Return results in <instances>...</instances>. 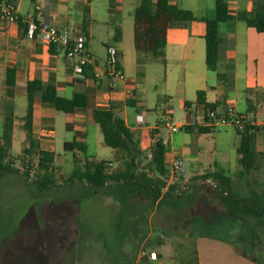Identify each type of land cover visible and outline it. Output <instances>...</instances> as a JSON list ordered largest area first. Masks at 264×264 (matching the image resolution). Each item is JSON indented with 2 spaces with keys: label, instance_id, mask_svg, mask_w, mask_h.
<instances>
[{
  "label": "crops",
  "instance_id": "obj_1",
  "mask_svg": "<svg viewBox=\"0 0 264 264\" xmlns=\"http://www.w3.org/2000/svg\"><path fill=\"white\" fill-rule=\"evenodd\" d=\"M11 1L16 4L20 15L33 14L37 20L40 19L43 10L49 9L54 16L55 27L59 32H64L70 41L80 34L84 37L86 23V50L92 59V77L85 78L74 74L64 58L63 51L46 43L42 34L30 37L17 24H4L0 19V110L3 111V115H0V146L4 144L5 118H10L13 127L10 131L9 149L16 134L14 127L16 125L24 127L26 113L21 120H17L15 111L18 103L25 99L27 112V84L38 81L43 86H53L57 95L62 98L70 99L76 93L86 96V108L77 109L72 113H62L63 150L75 155L78 150L67 151L64 144L74 142L82 145L84 162L105 161L102 159L103 156L112 153L120 163L121 153L104 144L101 129L94 121L95 111H104L111 107L118 110L121 118L123 116L125 125L133 134L135 146L147 157L144 163L150 165L149 158L156 140H161L165 146L163 158L170 172L176 162L184 163L181 175L169 177L168 184L183 185L193 177L210 174L218 169L233 179L240 170L237 154L240 133L230 125L206 126L204 123L207 117L206 104L213 106L217 116L224 114L228 107L244 116L250 125L258 128L254 148L257 153H264V33L257 32L240 20L221 23L218 27L222 39L220 62L216 72L210 71L205 63L206 24L202 18L213 16L215 0H169V4L192 12L198 20L167 28L164 62L149 61L144 53L136 51L134 26L131 50L129 46L124 47L120 41L121 35L118 42L112 37L114 45L104 44V51L99 52L103 59H99L95 55L93 43L91 0ZM255 1L226 0L228 14L234 18L240 13L250 14ZM138 2L139 0H115L114 3L118 5L115 11H121L122 4H127L133 9V16ZM130 14L129 12L128 15ZM115 31L119 29L116 28ZM108 47L116 49L119 66L126 78L125 82L116 81L113 87H109L104 70ZM8 69L14 70V86L6 85ZM217 74L232 75V83L229 85L221 82ZM198 92H203L204 104L197 102ZM40 96V92L34 93L30 131L27 132L25 128L21 130L23 144L27 143L29 136L40 150L52 153L53 167L55 171H59L54 161L57 157L55 127L59 124L60 112H57L52 104L42 102ZM160 104L164 106V115L175 125L185 126L186 129L171 133L161 126V122L152 126L146 125L147 112ZM186 104L190 107L189 110ZM173 105L182 112V120L173 121L175 109ZM129 107L140 110L136 112L134 123L131 124L128 119ZM139 117L142 118L141 125L138 124ZM221 129L225 130L223 134L220 132ZM220 144H225L236 156V165L232 172L227 167L229 163L220 159ZM215 155L220 162L214 158ZM109 164L111 171L113 164L111 162ZM147 169L155 176L151 165ZM121 170L120 164V168L114 172ZM144 170L146 171L145 168ZM139 201L144 203L142 200ZM163 213L170 214V211L165 208ZM215 213L224 214L221 211ZM154 214L155 212L151 214L150 219L155 216ZM204 215V212L196 211L192 212L191 218L207 219ZM117 218V215L114 216L115 220ZM185 222L187 223L183 228L187 227L188 220L180 223L182 225ZM138 233L132 234V237L138 238L137 247L142 248L146 244L147 252H155L157 259L149 261L139 253L133 256L130 264H189L191 260H194L193 264H259L244 257L241 254L243 249L238 245L217 235L200 234L192 237L189 231L178 232V235L174 232L177 237L171 242L169 236L160 235L163 240L158 244L157 241L151 240L153 237L155 239L159 237L157 234L154 235L152 230H146L141 237H136ZM76 234H79L78 230ZM168 245L170 248L166 252L160 249ZM190 245L192 251L189 255L185 249L187 255L185 257L181 249Z\"/></svg>",
  "mask_w": 264,
  "mask_h": 264
},
{
  "label": "trees",
  "instance_id": "obj_2",
  "mask_svg": "<svg viewBox=\"0 0 264 264\" xmlns=\"http://www.w3.org/2000/svg\"><path fill=\"white\" fill-rule=\"evenodd\" d=\"M133 17L135 49L144 53L149 61L155 62H164L165 33L168 27L198 20L192 12L169 4V0H155V2L139 0ZM202 20L206 24L205 63L210 71L216 72L222 44L219 25L231 20H240L257 32L264 33V0H256L250 14L240 13L236 18L228 14L226 0H215L213 16L203 17ZM20 27L27 32L25 24ZM84 37L86 46V23H84ZM119 38L120 32L115 31L113 40L118 42ZM82 76L92 77V68H85ZM217 77L225 84L232 83L233 77L230 74H217ZM14 84V70L8 69L6 85L14 86ZM35 92H40L41 101L52 104L60 113H72L87 107V98L84 94L76 93L70 99L62 98L57 95L53 86H43L38 81L30 82L27 84V112L24 118V128L27 132L30 131ZM197 102L204 104L203 92L197 93ZM206 108L214 109L207 104ZM94 121L101 129L104 144L121 153L122 170L110 171V164L107 161L95 163L85 161L76 164L71 174L66 177L65 184L80 187L77 194L80 199H88L96 193H103L106 197L112 198L119 207L116 222L118 231H122V224L126 225L128 219L135 215L138 209L136 204L141 207L139 200L146 203V208L150 204L154 211L168 209L170 214H165L164 225L171 226L176 222L180 224V220L186 221V218L189 216L191 218L192 212L196 211L204 213L221 211L247 225L264 230V153H257L254 148L258 128L247 123L240 132V144L237 148L240 170L236 174V181H244L246 187V193L240 194L235 190V180L220 169L210 174L193 177L183 185L168 184L170 170L164 163L165 146L161 140H156L151 150L149 163L153 167L155 176L150 177L142 168L147 157L143 156L135 146L133 134L125 125L118 110L111 107L108 110L95 111ZM185 129L186 127L182 128ZM10 131L11 120L7 117L4 121V144L0 146V178L5 175H18L24 177L27 183L25 178L28 177V171L21 175L9 159ZM26 141L28 147L23 153L25 156H37V171L41 172L29 185H32L39 194L46 193L57 186L52 176L55 171L54 156L50 152L40 150L37 143L29 136ZM64 148L67 151L76 149L84 152V147L74 142L65 143ZM253 173H258L261 179H252ZM210 183L214 184L213 188H203V185ZM167 229L168 227L161 233L163 237L169 236ZM162 240L159 236L155 242L159 244ZM241 254L261 264L255 256L246 251L241 250Z\"/></svg>",
  "mask_w": 264,
  "mask_h": 264
},
{
  "label": "rangeland",
  "instance_id": "obj_3",
  "mask_svg": "<svg viewBox=\"0 0 264 264\" xmlns=\"http://www.w3.org/2000/svg\"><path fill=\"white\" fill-rule=\"evenodd\" d=\"M91 1L95 55L103 59V55L99 53L104 51L103 45H114L112 37L116 28L120 31V41L124 47L129 46L131 50L134 26L131 6L122 4L121 11H115L118 9L115 0ZM136 112L140 110L128 108L129 124L134 123ZM163 112L162 104L149 110L145 124L148 126L159 124L168 117ZM25 113L26 100L23 99L15 111L17 120H21ZM0 115H3L2 110ZM182 119V112L175 107L173 121ZM62 122L63 114L58 113L59 124L55 127L57 157L54 165L59 171L52 174L57 186L42 194L37 193L34 187L29 185L40 172L37 171V156L24 155L23 150L28 147L26 142L23 144L21 130L24 127L17 125L14 127L16 134L9 149V159L21 175L28 171V177L25 178L27 183L24 177L18 175H5L0 178V264H130L133 256L142 252L148 254L146 250L148 246L145 244L138 248L136 245L138 238L135 239L132 234L139 232L136 237H141L146 230H152L154 235L160 236L166 227L170 242L177 237L178 232L189 231L192 237L200 234L217 235L238 245L264 264V230L247 225L227 214L204 213L207 219L198 217L197 220L189 216L186 218L188 220L186 228L183 227L187 222L182 225L176 222L171 226L168 224L161 226L165 223L164 210L154 211L150 204L148 205L150 208H146V203H141V207L136 204L138 209L135 215L131 219L128 217L130 222L126 225L123 223L122 231H118L117 219L115 220L114 216H118L119 207L112 198L106 197L103 193H96L88 199H80L77 194L81 188L65 184L67 175L76 164L84 162L85 156L80 151L75 155L72 152H64ZM11 128L13 129L12 125ZM220 132L223 134L225 130L221 129ZM163 134L166 135V132L163 131ZM219 147L221 161L228 162L227 167L232 172L236 165V156L225 144H220ZM214 158L220 162L217 155ZM102 159L113 164L112 172L120 168L115 154L109 153ZM149 166L148 163H144L143 168L150 177H154L147 169ZM251 178L261 179L258 173H253ZM233 180L236 183L235 190L245 194L244 181H236V176ZM213 186L214 184L210 183L203 185V188ZM153 212L155 216L150 219ZM180 222L183 223L184 219ZM76 230L79 232L78 235ZM174 232H177V235ZM151 240L154 242L156 239L153 237ZM169 248L170 245L160 249L166 252ZM185 249L190 255L192 247L190 245L181 249V253L186 257ZM193 262L194 260L190 261L192 264Z\"/></svg>",
  "mask_w": 264,
  "mask_h": 264
},
{
  "label": "built area",
  "instance_id": "obj_4",
  "mask_svg": "<svg viewBox=\"0 0 264 264\" xmlns=\"http://www.w3.org/2000/svg\"><path fill=\"white\" fill-rule=\"evenodd\" d=\"M0 19L4 24L14 23L27 26V34L33 37L36 34H42L46 43L57 50H62L65 60L69 63L72 72L76 75H82L83 70L92 66V59L86 50L85 39L82 34L77 36L73 41H70L64 32H59L54 25V16L51 15L49 9L41 12L40 19L37 20L35 15L27 14L20 15L17 11L16 4L11 0H0ZM105 74L109 81V87H113L114 83L125 82L126 78L119 66L117 51L113 47L107 48V60L105 64ZM188 110L190 107L187 108ZM205 125L212 126H227L230 125L237 132H242L247 119L236 113L232 107H228L226 112L217 116L214 110L206 109ZM138 124H142V118L139 117ZM163 128L168 129L171 133L182 131L185 126L175 125L169 118H165L161 123ZM184 168V163L178 161L172 167L170 172L171 178L181 175ZM142 257H146L149 261H155L157 255L155 252L141 253Z\"/></svg>",
  "mask_w": 264,
  "mask_h": 264
}]
</instances>
